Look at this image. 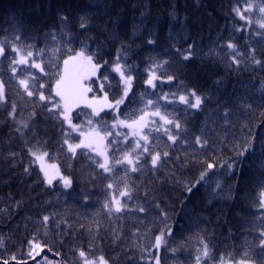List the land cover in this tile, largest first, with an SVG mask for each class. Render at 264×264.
<instances>
[{"label": "trees", "instance_id": "trees-1", "mask_svg": "<svg viewBox=\"0 0 264 264\" xmlns=\"http://www.w3.org/2000/svg\"><path fill=\"white\" fill-rule=\"evenodd\" d=\"M247 3L254 5L246 13L251 24L233 12ZM261 5L264 0H0V41L15 44L24 55L43 50V63L57 65L46 67L48 76L31 69L37 80L29 81L34 92L38 84L47 85L44 95H52L53 102H59L53 92L56 73L65 59L81 49L88 55L99 53L93 63L101 67L87 80L93 89L89 95L107 93L108 102L114 103L123 94V82L112 70L118 52L121 65L136 66V71L126 73L135 79L128 98L117 109L120 119L143 107L140 94L147 88L146 70L153 63L170 62L166 73L157 72L165 82L155 89L158 95L176 93L178 98L195 90L204 98L199 109L186 112L178 102L166 109L162 102L161 113L179 120L183 130L165 126L177 137L175 142L163 128L159 133L145 130L150 152L161 153L160 160L153 166L151 155L145 153L140 170L126 177L125 169L117 166L116 176L125 181L116 185L114 179L106 178L108 174H102L94 162L99 157L90 149L80 148L75 154L68 150L64 141L76 143L79 134L49 113L53 102L39 101L38 94L27 96L18 80L29 73L20 65V75H12L9 61L16 54L7 49L8 58H0V79L6 86V100L0 102V264L3 260L9 264H83L78 256L81 249L87 259L103 255L109 264H155L157 255L160 264H197L201 238L213 254L207 264H221V257L224 264L241 259L246 264H264L260 244L264 231L260 201L264 192V28L256 23L262 18ZM50 33L56 34L55 41ZM228 42L237 46L239 66L231 62ZM190 45L192 55L184 60ZM168 75L175 79L168 82ZM101 83L103 90H99ZM13 105L16 110L10 116ZM92 113L79 107L72 112V120L82 130H101L110 158L131 153L134 142L112 150L115 135L128 133L111 127L114 113L103 110L95 117ZM252 136L256 137L254 149L237 160L234 145ZM29 149L47 152V160L71 178V186L46 184ZM208 163L216 167L207 169ZM202 173L206 175L200 180ZM110 182L125 205L120 213L104 207L113 194L106 188ZM125 187L131 200L119 197ZM45 216L49 217L46 222ZM166 227L171 229L164 237L167 244L157 250L155 237ZM29 241L40 248L33 251Z\"/></svg>", "mask_w": 264, "mask_h": 264}, {"label": "snow or ice", "instance_id": "snow-or-ice-1", "mask_svg": "<svg viewBox=\"0 0 264 264\" xmlns=\"http://www.w3.org/2000/svg\"><path fill=\"white\" fill-rule=\"evenodd\" d=\"M253 7L254 5L252 3H247L243 9L240 6L233 8V12H235V14L239 16L241 20H245L247 23L251 24L252 21L249 20L246 13L250 12ZM259 12L262 14V18L256 21V23H258L261 28H264V5H261L259 7ZM62 20H66V17H62ZM81 27H85V24L81 23ZM49 35H51L53 41H55L56 34L50 33ZM16 39L19 40V37L17 36ZM149 43L152 42L149 41ZM27 47L31 48L32 46L28 45ZM86 47L87 45H85V48ZM226 47L232 50L231 62L239 66L241 61L237 59V56L240 55L237 52V46L231 42H228L226 44ZM7 49H11V51L15 53L17 57L9 61V67L11 69L12 75L14 77H18L20 75V72H18V68L20 65H24V70H27L29 73L27 78L18 80L19 85L23 88L27 96L34 97L38 94L39 101L53 102L54 97L52 95H44V91L46 90L47 85L43 83L38 84L34 92L30 90L31 86L29 84V81L31 80L35 82L37 80V76L32 74L31 69H36L40 74L48 76L49 73L46 72V67L56 68L57 65H55L54 63L47 65L43 63V50H40L39 52L30 50L27 51L26 55H24L21 53L20 48H18L15 44L8 43L7 41H0V58H8ZM192 51L193 49L190 45L187 49V54L183 56V59L188 60L192 55ZM94 55H99V53L97 52L92 55H88L86 54L84 49H81L80 51L76 52L74 56H69L63 61L62 69L58 73H56L58 78H56L55 80L53 89L54 96L59 97V102H53V107L48 109V111L50 114L56 115L58 119L62 118V120L69 125L72 131H78L80 133V143L73 145L69 144L67 140L64 141V143L68 145V150L71 153L75 154L77 149L91 148L97 153L98 156L102 157V161H94L97 164V167L102 170V174H108L106 178L114 179L116 181V185H118L119 183L125 181V177L127 176L128 172H137L140 170L139 165L141 163V156H143L145 153L151 155V163L153 166H156L161 158V153L159 152L151 154L148 145L149 137L148 135L143 134L145 130H147L149 133H159L161 128H163L164 134L167 135L168 139L173 142L176 141L177 137L171 135V128L165 126L169 125L177 130H183L179 120H170L168 119L167 115L161 113L159 105H161V103L163 102V105L166 109L167 107L175 105L178 102L179 104L184 105V110L186 112L188 109H199L203 103L204 98L200 95H197L195 90H188L187 94L179 95L178 98L176 93H164L162 96L158 95L155 89L158 87V84L162 86L165 82L160 79V77L157 75V72H160L163 69L164 73H166L168 66H170V62L162 61L159 63H153L151 67L146 70L148 79H146L144 83L147 88L144 93L140 94L141 99L139 103L142 104L143 107L140 109H132L130 115L126 119H117L116 122L111 125L112 128L126 127L129 130V132L127 134H124L123 136H121L119 133L115 135L112 140L113 151H120L119 145L121 144L127 146V144L134 142L135 146L132 149L131 153L125 152L122 158H110V156L108 155L107 147L103 151H101L99 148V145L102 144L105 140V136L101 135V133L95 127H90L86 132L81 131L79 126L72 123L71 119L72 110L78 107L80 104H86L88 107L93 108L92 115L94 117L99 116V112L103 110L102 108L98 110L94 107L95 100L90 101L87 99V93L92 92L93 89L90 87H85L82 83V81L87 77L95 76L97 70L101 67V65L93 63ZM121 57L122 54L118 52L112 70L119 74L121 81L124 83L123 94L120 99L115 100L114 104L108 102L107 93H105L103 97L104 107L112 108L114 110L119 109L120 105L124 104L125 99L128 98L129 92L132 90V82L135 79L132 75H126V73L136 71V66L121 65ZM37 58L41 59L40 63L36 62ZM124 58L126 59V57ZM107 63L108 62L105 61V65ZM255 63L260 62L255 61ZM174 79L175 77L171 75L167 76L168 82H172ZM103 81L104 83H107L108 77L104 76ZM104 83H101L99 85V90H103ZM180 87L183 88L185 86L181 84ZM148 89H152L153 91L149 92ZM148 95L154 96L155 100H145L144 97ZM169 97H172V99H169ZM5 100L6 86L4 84V81L0 79V102H4ZM149 108H154L155 110L148 111L147 109ZM15 110L16 107L15 105H13V110L11 113H9V115L14 116ZM137 112H139V115H137ZM170 115H175V112L171 113ZM132 117L135 118L133 119ZM158 121L162 122L160 124V127H152L153 125H156ZM88 124L91 126L92 120H89ZM23 126L27 127L28 125L24 123ZM105 127H107V125H105ZM66 135H68V133H66ZM108 135H112V133H108ZM129 136L133 138L132 141H129ZM255 141L256 137L252 136L251 139L245 138L244 143H237L236 145H234V151L236 152L237 160L243 157L244 154L249 151V149H254ZM196 143H202L200 137H196ZM203 143L206 144L207 141H204ZM137 150L141 151L138 152ZM29 151L31 155L35 157V160L40 162V168L47 179V183L49 185L52 184L53 179L56 178V175H58L59 172L56 165H46L45 157H47L49 154L47 152H39L38 150L33 151L32 149H29ZM163 156L167 157L168 153H163ZM117 166H122L125 169V177L116 176L117 171H119ZM214 167H216V165L213 163L207 164V169H213ZM221 167H223V165H221ZM227 167L229 170H231L233 169L234 165L228 164ZM49 169L55 170L56 174L54 175L50 173ZM205 175L206 173H202L200 180H203ZM60 179L63 181L65 188L71 186L72 180L70 177L60 176ZM199 182L200 181H197V183ZM116 185H114L112 182L106 185V188L113 194L111 195L109 200L105 201L104 207L108 208L109 212H112L114 209L116 213H120L124 210L125 205L121 204V200L117 198L115 194ZM219 187L220 184L217 183V188ZM191 190V188H188L189 192H191ZM261 196L264 197V192L261 193ZM119 197H126L129 200L132 199L130 190L127 187H125L124 190L119 191ZM110 204L111 207H109ZM261 206L264 207V200L261 201ZM139 210L141 212L144 211L143 208H140ZM48 219L49 217L47 216L43 217V220L45 222L48 221ZM164 219H168L166 214L164 215ZM170 233V228L166 227L165 229H163L161 231V234L155 237V244L153 245V247L159 250L162 244L166 246L167 241L164 239V237L170 235ZM199 242L202 244V249H197V252L199 254L196 257V262L197 264H201V260H203L204 264H207V260L213 258V254L210 250L209 244L205 242L203 238H201ZM29 244L33 251L37 248H40V245L38 243L34 244L32 241H29ZM260 244L262 246L261 250L264 251V239H261ZM172 251L175 252V249H172ZM29 254L31 255V252ZM247 255L248 254L245 253V257H247ZM78 256L81 260H83V264H109L108 260H106L103 255L93 260L87 259V254L82 249L78 250ZM11 259L15 260L16 257L12 256ZM2 264H9V261L3 260ZM155 264H160V258L158 255L155 256ZM221 264H224V257H221ZM236 264H246V259L236 261Z\"/></svg>", "mask_w": 264, "mask_h": 264}, {"label": "rangeland", "instance_id": "rangeland-1", "mask_svg": "<svg viewBox=\"0 0 264 264\" xmlns=\"http://www.w3.org/2000/svg\"><path fill=\"white\" fill-rule=\"evenodd\" d=\"M77 52H78V51H77ZM75 53H76V52H75ZM75 53H74L72 56H74ZM16 58H17V57H16ZM37 63H40V62H37ZM117 74H118V73H117ZM118 75H119V74H118ZM87 78H88V77H87ZM87 78H86V79H87ZM86 79L83 80L82 83L84 84L85 87H88V84L86 83V82H87ZM123 85H124V83H123ZM103 97H104V94H102V95H100V96H95V97H94V96H91V95H89V94L87 93V99H88V100H90V101L95 100L94 107H95L96 109L99 110V109L102 108L103 110H111V111L114 113V115H115V119L113 120V123H115L117 119H120V118L116 115L117 109L114 110V109H112V108L104 107ZM109 103H112V102H109ZM114 103H115V102H114ZM114 103H113V104H114ZM79 107H87V108H89V109H91V110L93 111V108L88 107L86 104H80L78 107L74 108V109L72 110V112H73L75 109L79 108ZM103 110H102V111H103ZM72 112H71V119H72ZM100 112H101V111H100ZM100 112H99V113H100ZM120 120H124V119H120ZM65 123H66V122H65ZM72 123L75 124V125H77V126H79V128H80V125H79L78 123H75L73 120H72ZM66 125L69 127V125H68L67 123H66ZM69 128H70V127H69ZM95 128H96V127H95ZM122 128H125V129L129 132V130H128L126 127H122ZM96 129H97V128H96ZM80 130L86 132V131H88L89 129H87V130H82V129L80 128ZM97 130L101 133V135L105 136V134L102 133L99 129H97ZM77 133L80 135V133H79L78 131H77ZM80 140H81V137H80V139H79L78 142H76V143H69V144H73V145L78 144V143H80ZM67 147H68V145H67ZM106 147H107V145H106V142H105V140H104L103 143L99 145V148H100L101 151H103ZM90 149H91V148H90ZM91 150H92V149H91ZM92 151H93V150H92ZM39 152H44V151H39ZM93 152L96 153L95 151H93ZM96 154H97V153H96ZM32 157H33V160H34L35 164L38 166L39 170L41 171V168H40V162H39V161H36L34 156H32ZM99 157H100V156H99ZM100 160L102 161V157H100ZM45 163H46V165H56V163L48 161L46 157H45ZM56 166H57V165H56ZM49 171H50V173H52V174H54V175L56 174V173H55V170H53V169H49ZM41 172H42V175H43V178H44L45 183L48 184V183H47V179H46V177L44 176L43 171H41ZM58 172H59V170H58ZM60 176H63V175L59 172V174L56 175V178L53 179L52 183H53V182H59L60 184H62L61 186L64 187V183H63V181L60 179ZM48 185H49V184H48ZM262 200H264V197L261 196L260 201H262ZM261 208L264 209V207H262V206H261ZM263 234H264V232H263ZM262 238L264 239V235H262Z\"/></svg>", "mask_w": 264, "mask_h": 264}]
</instances>
